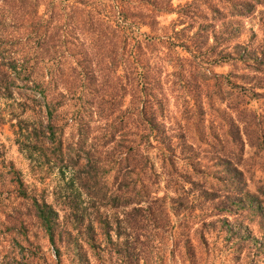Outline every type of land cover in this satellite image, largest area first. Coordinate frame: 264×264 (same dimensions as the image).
I'll use <instances>...</instances> for the list:
<instances>
[{
  "label": "trees",
  "instance_id": "1",
  "mask_svg": "<svg viewBox=\"0 0 264 264\" xmlns=\"http://www.w3.org/2000/svg\"><path fill=\"white\" fill-rule=\"evenodd\" d=\"M217 1H203L202 8L183 13L182 5L177 8L171 0H48L41 10L37 6L41 0H0V96L11 95L18 85L35 91L43 100L39 106L40 110L44 106L46 120L44 126H34L25 139L17 138L19 148L41 167L44 163L57 166L61 175L68 171L67 177L62 176L70 188L58 194L62 198L55 199L67 203L69 215L60 216L59 209L45 198H32L57 264H61L63 254L76 264H84L83 243L100 249L95 222L105 234V242L114 243L108 215L99 212L93 221H85L88 206L82 200L84 191L99 193L100 201L115 209L117 236L122 232V219L130 223L126 226L139 230L150 223L157 226L165 214L166 198L170 205L178 199V206L171 208L186 219L185 227L191 226L189 220L202 216L205 205L211 206L195 229L203 242L205 230L217 226L228 234V245L226 241L224 245L231 248L244 238L245 229L252 231L244 226L245 215L264 232V175L255 181L256 190L252 191L240 167L243 135L256 153L264 150L262 118L237 101L246 95L263 96L257 88L264 84L245 85L248 81L236 82L230 73L210 69V65L224 62L219 59L235 55L234 59L258 72L261 58L238 42L234 45L240 47L235 51L227 48L236 35L230 16L242 13L249 0ZM192 2L185 0L186 5ZM171 11L177 12L179 19L173 22L170 33H153L159 23L157 17ZM176 24L181 26L177 28ZM42 27L46 34L43 32L38 44L25 40L30 37L28 31L43 35L36 34ZM51 45L55 51L71 56V77L63 64L69 62L66 56L46 58L45 50ZM209 52L219 59L208 58ZM165 71L173 78L186 72L181 85L194 92L193 104L184 111L189 110L193 120H205L209 107L226 113L233 136L225 141L228 149L225 145L218 149L228 158L216 153L215 162L224 167L210 170L209 164L195 158L216 150L206 139L209 134L204 122L200 128L203 136H196V141L187 139L182 125L167 122L171 116L167 112L169 96L163 90ZM214 97L218 103L226 101L229 111L213 105ZM91 120L104 121L93 127ZM67 125L74 128L69 139L64 137ZM92 128L99 134L90 137ZM181 155L186 162L191 161L187 170L178 171L179 179L176 172L184 157ZM261 166L264 171V163ZM12 171L20 192L28 195L17 170ZM161 176L169 193L158 191ZM211 214L217 216L211 218ZM183 242L191 250L188 236ZM247 248V261L252 263L256 259L250 256V250L255 248L256 254L263 251L264 234L250 236Z\"/></svg>",
  "mask_w": 264,
  "mask_h": 264
},
{
  "label": "rangeland",
  "instance_id": "2",
  "mask_svg": "<svg viewBox=\"0 0 264 264\" xmlns=\"http://www.w3.org/2000/svg\"><path fill=\"white\" fill-rule=\"evenodd\" d=\"M47 1L41 0L39 5H37L39 6V10L44 8ZM171 1L172 5L177 8L179 5H182L181 9L183 13L184 11L191 13L197 10L195 8H202L203 1L207 0H193L188 5H186L188 1L185 3V0ZM220 1L218 0L217 2ZM241 12L230 16L232 28H234L236 35L232 37L227 48L235 51V47H240L235 46V42L243 46L246 45L249 50H253L259 54L261 69L255 72L250 69L251 66L246 65L248 63L242 62L240 59H234L233 56L235 55L229 56L228 59H219L218 56L209 52L208 58H214V60L217 58L224 61L223 63L210 65V69L217 73H230L231 80L236 82H241L242 80L248 81L244 83L245 85L254 82L264 84V3L249 0V4L243 5ZM157 18L159 23L155 24L153 33L167 34L170 33L173 22H176L179 16L177 12L171 11L162 13ZM65 24L70 23L65 21ZM176 26L179 28L181 24H176ZM49 27L51 29V26ZM44 28H38V33L36 34H43V32L46 34ZM147 31L150 30L147 29ZM28 34L30 37H26L25 39L28 42L31 39L34 43L38 44L39 39L41 38L42 40L44 38V34L38 36L35 35V32L29 31ZM46 46L48 47V44ZM45 52L48 60L56 57L59 58L63 55L66 56V61L69 60V62L67 64L64 62L63 64L66 66L65 70L70 73L69 76L71 77L72 72L69 63L73 61L70 55L64 54L66 51H55L54 46L51 45ZM164 73L166 76L163 77L165 81L163 90L169 96L167 112L171 116L167 122L173 126L182 125V129L186 130L187 139L195 141L196 136H203L200 128L201 126L203 127L202 122H204L207 127V134H209V136H206V139H210L211 147H213L211 149L216 150L207 152V154L200 153L195 158L209 164L210 167L208 168L210 170L216 167H224L215 162L217 160L216 153L225 154V157L228 158V154L218 152V149L221 148V145H225V149H228L230 145L226 144L225 141L227 140V136L228 138L233 136L230 130H234V128L233 125H230V120H227V117H225L226 113H221L216 111L215 108L209 107L204 114L205 120H193V117L191 118V115H189L190 111H184L185 107L187 108L188 105L193 104L191 98L193 89H184L180 82L187 75L186 72H181V77L177 78H173L170 72L167 73L165 71ZM257 90L264 93V85L257 88ZM188 92L190 95H187ZM248 96L246 95L243 100L239 98L237 101H242V103L239 102L240 105H246L261 115L262 120L260 124L264 129V94L258 97ZM35 97L37 99H34ZM214 99L212 101L213 105L225 107L226 111H229L226 108V101L218 103L216 97ZM40 102H43L40 95L20 85L12 88L11 95L0 96V264H57L54 247L35 214L32 202L33 196L38 199L45 198L47 201L52 202L59 209L60 216L62 214L69 215L71 212L67 203L58 202L55 199L59 193H65L70 188V184L64 177L68 176V171H65L62 174L64 176H62L57 166L49 167L47 163L42 164V167L39 166L34 159L28 158L18 145L17 138L25 139L34 126L45 125L44 106L42 105V110H40ZM204 105L205 107L208 106L206 102H204ZM232 114H235V111ZM103 121L91 120V126L93 125L94 127L103 123ZM73 129L70 125L65 127L64 137L66 139L70 138ZM98 134L99 132L96 128H92L91 132L89 131L90 137ZM243 139L244 154L240 167L244 169L245 177L247 176V186L250 190L255 191L257 186L255 181H258L260 176L264 175L262 166L260 167L261 163H264V150L262 152L259 150L260 153H256L255 147L249 144L244 135ZM181 156L183 157L184 155ZM184 158L185 156L183 160L181 159V165L180 163L177 165L176 177L179 179L182 177L179 176L178 171L184 172L187 170L186 165L188 161H191L187 159L186 162ZM14 169L17 170L18 175L24 181V187L28 195H23L20 192L13 177L12 170ZM250 176H253V178H250ZM212 182L214 184L215 181L212 180ZM159 185L158 191L160 194L170 192V188L165 187L166 182L163 176L160 177ZM81 196L83 202L87 203L88 206L85 221H93L99 212L103 215H108L111 221L110 235L114 240V243L105 242L103 238L105 234L100 233L99 223L95 222L96 231L99 232L98 238L101 241L100 249L98 247L93 249L88 244L83 243L86 249L85 259H83L84 264H264V248L260 254L254 253L255 248L251 249L250 256H253L256 260L252 263L247 261V257H249V255L247 256L249 237L256 236L259 238L261 233L264 234L262 230L257 228L254 221H248V215L243 216L244 226H248L252 231L249 233L245 229L243 232L244 238L235 241L231 245V248H229L224 245L226 238L229 237L228 234L217 228V226L210 230H205L204 235L206 239L204 242L195 230L201 225L202 219L207 217L203 214L208 211L210 212L211 206L205 205L203 207L204 213H200L202 216L198 219L195 218L192 222L189 220L191 226L185 227L184 222L186 219L182 215L174 213V209L171 208L172 206H178V199H174L175 202L173 205H170L172 203L169 201V198H166L165 214L156 222L158 223L157 226L150 223L144 226L143 230H139L126 226V224L130 225V223L122 219L120 223L122 232L118 237L115 233L116 228H118L117 223L114 221L116 212L114 214L113 211L115 209L109 206L106 207V203L104 204V201H100L99 193L94 191H89L88 193L84 191ZM59 198H62V196ZM198 211L200 212V210ZM216 216L211 214L210 217L215 218ZM228 216L229 218L234 217L232 214ZM201 217L202 219H200ZM184 236L190 238L191 250L184 244ZM229 242L231 243L232 241ZM226 245H228V241H226ZM75 261L70 260L64 254L62 255L61 264H76Z\"/></svg>",
  "mask_w": 264,
  "mask_h": 264
}]
</instances>
